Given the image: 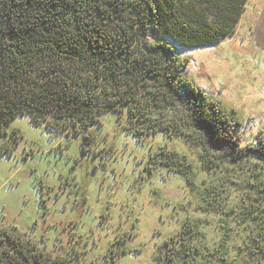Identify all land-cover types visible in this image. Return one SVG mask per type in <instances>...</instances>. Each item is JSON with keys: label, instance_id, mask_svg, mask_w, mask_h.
<instances>
[{"label": "rangeland", "instance_id": "374dc122", "mask_svg": "<svg viewBox=\"0 0 264 264\" xmlns=\"http://www.w3.org/2000/svg\"><path fill=\"white\" fill-rule=\"evenodd\" d=\"M176 53L189 60L184 75L241 122L251 154L209 167L185 138H140L113 112L79 131L18 115L14 150L0 152V227L64 264H184L185 252L198 264H264V0L247 2L231 36ZM161 147L192 162L195 188L150 170Z\"/></svg>", "mask_w": 264, "mask_h": 264}, {"label": "trees", "instance_id": "16d2710c", "mask_svg": "<svg viewBox=\"0 0 264 264\" xmlns=\"http://www.w3.org/2000/svg\"><path fill=\"white\" fill-rule=\"evenodd\" d=\"M248 1L0 0V152L14 150L18 115L79 131L113 112L126 116V130L140 138H185L209 167L244 160L254 147L242 143L241 122L184 75L189 60L176 45L231 36ZM157 167L197 186L192 162L176 150L155 152L149 168ZM257 192L264 202V185ZM258 223L264 247V212ZM184 255V264H198ZM0 264L64 262L0 227Z\"/></svg>", "mask_w": 264, "mask_h": 264}]
</instances>
